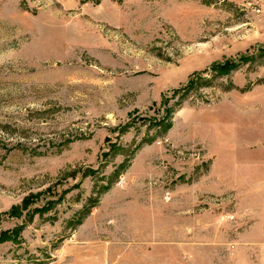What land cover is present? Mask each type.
I'll return each mask as SVG.
<instances>
[{"label": "rangeland", "instance_id": "rangeland-1", "mask_svg": "<svg viewBox=\"0 0 264 264\" xmlns=\"http://www.w3.org/2000/svg\"><path fill=\"white\" fill-rule=\"evenodd\" d=\"M263 234L264 0H0V264H264Z\"/></svg>", "mask_w": 264, "mask_h": 264}, {"label": "crops", "instance_id": "crops-1", "mask_svg": "<svg viewBox=\"0 0 264 264\" xmlns=\"http://www.w3.org/2000/svg\"><path fill=\"white\" fill-rule=\"evenodd\" d=\"M264 235V234H263ZM133 245H135V244H133ZM133 245H128L127 246V250L129 251L131 248H133ZM126 257L128 258V254L126 255V254H124L123 256H122V258H123V261H122V264H128L130 261H127L126 260ZM136 263V262H135Z\"/></svg>", "mask_w": 264, "mask_h": 264}, {"label": "trees", "instance_id": "trees-1", "mask_svg": "<svg viewBox=\"0 0 264 264\" xmlns=\"http://www.w3.org/2000/svg\"><path fill=\"white\" fill-rule=\"evenodd\" d=\"M4 236H5V234H4ZM7 238H5V237H3V238H1V241L3 242V241H5Z\"/></svg>", "mask_w": 264, "mask_h": 264}]
</instances>
